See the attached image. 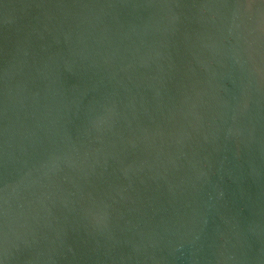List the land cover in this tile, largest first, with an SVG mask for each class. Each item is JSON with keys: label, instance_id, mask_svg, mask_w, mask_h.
Segmentation results:
<instances>
[{"label": "water", "instance_id": "1", "mask_svg": "<svg viewBox=\"0 0 264 264\" xmlns=\"http://www.w3.org/2000/svg\"><path fill=\"white\" fill-rule=\"evenodd\" d=\"M0 264H264V0H0Z\"/></svg>", "mask_w": 264, "mask_h": 264}]
</instances>
